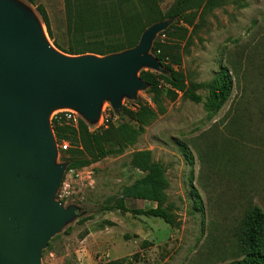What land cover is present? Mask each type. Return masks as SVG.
<instances>
[{"label": "rangeland", "instance_id": "obj_1", "mask_svg": "<svg viewBox=\"0 0 264 264\" xmlns=\"http://www.w3.org/2000/svg\"><path fill=\"white\" fill-rule=\"evenodd\" d=\"M15 1L35 15L55 50L75 56L55 43L63 50L95 45L97 35L86 29L94 28L115 0ZM172 1H160L163 13ZM37 5L46 12L51 36ZM164 21L169 23L164 30H169L156 34L157 51L180 56L178 69L187 83H208L227 68L233 78L230 100L209 118L203 106L205 89L197 90L202 97L197 103L182 93L174 100L163 95L164 112L156 110L135 144L86 167L65 169L60 188L66 193L60 203L75 207L76 215L50 240L41 264H223L239 257L247 211L254 205L264 211V0H231L202 19L197 17L184 36L175 19L155 23ZM150 54L154 55L152 49ZM147 89L138 90L134 98L124 97V103L129 109L139 103L155 109ZM118 112L111 125L121 122ZM80 121L96 131L92 130L96 124L80 115L67 123L77 127ZM64 141L71 147L69 140ZM182 145L191 151V161ZM57 149L56 163L67 164V154ZM140 151H150L165 171L166 204L176 226L156 217L99 210L113 204L125 186L143 175L132 165L133 155ZM193 190L201 199L200 210ZM125 204L129 209L156 207L143 199H126Z\"/></svg>", "mask_w": 264, "mask_h": 264}, {"label": "water", "instance_id": "obj_2", "mask_svg": "<svg viewBox=\"0 0 264 264\" xmlns=\"http://www.w3.org/2000/svg\"><path fill=\"white\" fill-rule=\"evenodd\" d=\"M168 21L146 28L119 53L68 56L45 38L35 15L0 0V264H41L50 240L76 215L56 199L67 164H57L50 115L76 111L96 124L108 102L115 111L148 84L139 77L161 63L150 54Z\"/></svg>", "mask_w": 264, "mask_h": 264}, {"label": "trees", "instance_id": "obj_3", "mask_svg": "<svg viewBox=\"0 0 264 264\" xmlns=\"http://www.w3.org/2000/svg\"><path fill=\"white\" fill-rule=\"evenodd\" d=\"M34 4L35 0H27ZM161 0H115L106 8L105 14L96 21L92 30L96 38L91 47L62 49L57 43L55 46L70 55H80L87 52L99 56L119 53L134 48L142 32L152 23L164 19H175L177 31L183 36L188 27L194 26L197 17L214 8H219L231 0H173L168 10L163 13L160 8ZM91 7V6H90ZM94 8L97 7L93 6ZM37 12L46 26L49 36V22L44 8L37 5ZM109 13L112 16H109ZM118 14V17H115ZM78 22V21H77ZM77 26L78 24L75 23ZM81 26L82 23L79 22ZM172 27V26H171ZM169 29L164 30L167 32ZM66 50V51H65ZM158 44L152 45V51L161 63L158 71H139V77L148 84L147 93L151 96L155 109L146 103H139L135 109L122 107L118 112L121 122L109 125L96 131H90L88 126L80 121L77 127L68 125L67 121L58 116L51 118V128L58 143L69 140L71 147L62 150L67 154V170L86 167L95 160L104 158L111 153L121 152L125 147L136 143L144 127L156 116V110L164 112L163 95L174 100L178 93L197 103L202 97L197 93L205 89L207 95L203 106L209 118L215 117L230 100L233 91L232 74L227 68H221L208 83H187L178 69L181 65L177 53L158 52ZM116 145L115 149L110 146ZM188 160H192L191 151L186 145L181 146ZM132 165L143 175L135 179L130 185L122 189L120 196L113 204L100 207V211L119 210L133 215L156 217L170 226H176L174 216L166 204L165 171L161 164L155 162L150 151H140L133 155ZM197 208L202 209L201 199L196 190L192 191ZM126 199L149 200L156 204L154 208L129 209ZM110 264H118L114 261ZM223 264H264V211L258 206H252L245 214L239 235V257Z\"/></svg>", "mask_w": 264, "mask_h": 264}, {"label": "built area", "instance_id": "obj_4", "mask_svg": "<svg viewBox=\"0 0 264 264\" xmlns=\"http://www.w3.org/2000/svg\"><path fill=\"white\" fill-rule=\"evenodd\" d=\"M121 104L123 107L128 108L123 100ZM56 116H58L59 118H63L67 122H76L77 118L79 117V114L71 109H60L54 111L53 117ZM116 120H117V116L115 110L108 102H105L101 109L100 118L92 130L107 128L110 124H115ZM57 146L59 149L66 150L68 148V143L66 141H62L61 143H57ZM65 193H66L65 187H63L62 189L59 188V190L56 193V199L58 201H61V199H63V197L65 196Z\"/></svg>", "mask_w": 264, "mask_h": 264}, {"label": "crops", "instance_id": "obj_5", "mask_svg": "<svg viewBox=\"0 0 264 264\" xmlns=\"http://www.w3.org/2000/svg\"><path fill=\"white\" fill-rule=\"evenodd\" d=\"M155 206H153L152 208H154Z\"/></svg>", "mask_w": 264, "mask_h": 264}]
</instances>
